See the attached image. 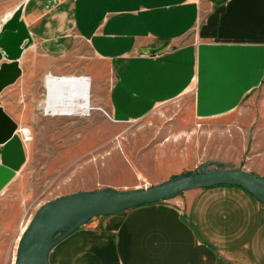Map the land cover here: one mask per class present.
<instances>
[{
	"label": "crops",
	"instance_id": "0c3cea01",
	"mask_svg": "<svg viewBox=\"0 0 264 264\" xmlns=\"http://www.w3.org/2000/svg\"><path fill=\"white\" fill-rule=\"evenodd\" d=\"M17 12L31 39L21 75L32 52L60 58L84 43L104 66L85 77L90 100L115 122L190 96L205 123L264 89V0H24ZM8 87L0 105L13 118L2 99ZM128 188L136 187L113 190ZM49 262L264 264V205L239 186L187 190L92 218L51 249Z\"/></svg>",
	"mask_w": 264,
	"mask_h": 264
},
{
	"label": "rangeland",
	"instance_id": "374dc122",
	"mask_svg": "<svg viewBox=\"0 0 264 264\" xmlns=\"http://www.w3.org/2000/svg\"><path fill=\"white\" fill-rule=\"evenodd\" d=\"M23 2L0 0V27ZM27 58L22 75L2 97L18 124L25 161L0 191V264H14L29 220L59 196L89 188H143L199 169L238 168L264 178V89L205 123L193 117L190 96L131 122L113 121L92 97L85 112L52 115L44 109L46 77H88L98 63L84 43L60 58L34 52ZM261 115L260 125L254 117Z\"/></svg>",
	"mask_w": 264,
	"mask_h": 264
},
{
	"label": "water",
	"instance_id": "95a60500",
	"mask_svg": "<svg viewBox=\"0 0 264 264\" xmlns=\"http://www.w3.org/2000/svg\"><path fill=\"white\" fill-rule=\"evenodd\" d=\"M17 16L16 11L0 31V93L21 75L18 59L31 40ZM167 44L145 51L157 53ZM18 131L17 122L0 105V191L25 161ZM217 185L239 186L264 205V178L238 168L188 171L143 188L74 192L49 200L36 210L18 239L14 264H50L51 249L94 217Z\"/></svg>",
	"mask_w": 264,
	"mask_h": 264
},
{
	"label": "bare ground",
	"instance_id": "6f19581e",
	"mask_svg": "<svg viewBox=\"0 0 264 264\" xmlns=\"http://www.w3.org/2000/svg\"><path fill=\"white\" fill-rule=\"evenodd\" d=\"M45 87L47 90L44 101L46 113L63 116L82 113L89 109L90 87L87 78L48 75ZM25 133L26 131H22V135L27 137Z\"/></svg>",
	"mask_w": 264,
	"mask_h": 264
},
{
	"label": "trees",
	"instance_id": "16d2710c",
	"mask_svg": "<svg viewBox=\"0 0 264 264\" xmlns=\"http://www.w3.org/2000/svg\"><path fill=\"white\" fill-rule=\"evenodd\" d=\"M199 170H205V169H199Z\"/></svg>",
	"mask_w": 264,
	"mask_h": 264
},
{
	"label": "flooded vegetation",
	"instance_id": "af4514ba",
	"mask_svg": "<svg viewBox=\"0 0 264 264\" xmlns=\"http://www.w3.org/2000/svg\"><path fill=\"white\" fill-rule=\"evenodd\" d=\"M12 84H13V83H12ZM10 85H11V84H10ZM8 86H9V85H8ZM6 87H7V86H6ZM6 87H5V88H6Z\"/></svg>",
	"mask_w": 264,
	"mask_h": 264
}]
</instances>
